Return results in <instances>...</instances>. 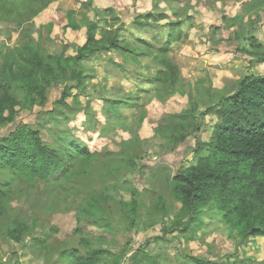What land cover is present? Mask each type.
<instances>
[{
	"label": "trees",
	"instance_id": "obj_1",
	"mask_svg": "<svg viewBox=\"0 0 264 264\" xmlns=\"http://www.w3.org/2000/svg\"><path fill=\"white\" fill-rule=\"evenodd\" d=\"M53 1L0 0V21L16 22L26 32L16 47L0 49V130L15 124L20 110L35 107L42 109L36 113L39 123L45 120L43 127L51 123L56 128L51 140L43 138L41 126L27 122L0 133V264H19V250L23 249L52 256V264H236L183 250L172 261L167 258L164 262L162 256L145 253L144 248L114 246L118 236L136 227L144 213L158 219L167 214V208L157 197L146 210L149 206L144 193L135 185L126 186L129 180H123L126 174L146 168L141 161L148 152V142L132 125H126L121 111L136 110L141 95L125 91L121 82L111 88L100 81L94 83L99 73L93 63H105V80L117 72L152 84L154 98L161 102L178 92L188 96V107L169 113L154 128V136L161 139V147L168 153L193 140L188 145L193 163L175 173L168 164H161L163 167L154 173L152 178L166 183L180 206L163 235L147 241L149 246L167 235L195 238L199 229L195 223L203 225L206 207L222 216L238 240L235 251L264 238V74L244 75L220 98L209 92L193 94L169 55L176 42L189 40L183 24L191 19V5L169 13L158 4L160 0L151 10L135 14L130 23L111 8L92 7L93 16L80 11V18L76 11H69L66 26H85V42L73 45V52L68 51L72 46L67 43L62 50L52 51L41 36L34 37L33 32L40 35L41 29L32 28V20ZM255 2L264 4V0ZM87 3L92 4V0ZM247 5L243 4V13L232 18L233 39L245 38L251 27L257 29L254 24L260 19L252 20L245 14ZM47 27L51 29L53 24ZM249 39L251 46L262 49L255 34ZM130 63L135 67H129ZM153 67H157L156 72ZM61 85V96L53 108L43 109L51 90ZM82 96L102 101L104 122L95 120L90 102L83 107ZM79 107L85 111L82 127L87 133L108 135L122 129L132 137L123 139L117 150L90 149L74 136V129L64 126H69ZM146 115V111L139 114L138 127ZM98 124H102L101 129ZM110 179L116 183L111 184ZM38 192L44 198L35 203L33 197ZM50 196L53 199L48 203ZM21 197L25 204L15 208L13 199ZM70 210L75 211L78 224L75 241L59 240L54 236L58 232L55 226L45 229V222L39 224L40 212ZM88 225L99 227L102 233H91ZM4 243L10 245L6 260Z\"/></svg>",
	"mask_w": 264,
	"mask_h": 264
},
{
	"label": "rangeland",
	"instance_id": "obj_2",
	"mask_svg": "<svg viewBox=\"0 0 264 264\" xmlns=\"http://www.w3.org/2000/svg\"><path fill=\"white\" fill-rule=\"evenodd\" d=\"M87 1L55 0L51 2L47 8L39 12L32 20V28L41 29L40 35L37 32H33L34 37L39 38L41 36L45 47L52 51L62 50V45L67 43L72 46L68 51L73 52V45H82L85 42L86 28L85 26H81L78 29L67 27V13L69 11H76V17L80 18V11H86L87 14L93 16L92 7H101L106 10L111 8L118 15L123 16L127 23H130L129 21L132 20L135 14L140 11L144 12V9L149 10L148 6L151 0H92V4H88ZM181 1L182 5L180 4ZM155 2L157 0H152V3ZM245 3H248L247 7L252 9L248 11V8L245 14H250L252 20L258 17L260 23L254 21L257 29L255 30L251 27L252 33L248 32L245 38L240 40L233 39L231 36L233 35L232 18L238 13H243L242 6ZM261 3H257L255 0H167L163 4L158 2L159 5H163L165 9L167 8L168 11L173 13L175 12L173 8L191 5V10L189 11L191 19L183 24V31L189 32V40L176 42L169 55L179 66L187 89L193 94L209 92L214 97L220 98L223 94L233 90L238 78L253 73L264 74V62H259L260 58L264 59V4L258 5ZM106 17L109 22L112 21L110 12H107ZM248 18V15L245 16V21ZM48 23L53 24L51 29L47 27ZM25 34L26 32L21 30L16 22L0 21V49L16 47L18 40ZM253 34H255V39L262 46V49L257 50L250 45L252 39H249V37ZM245 51L252 55L244 53ZM145 62L147 60H144ZM95 64L99 74L98 78L93 80L94 83L100 81L102 85L105 84L108 88H111L119 86L121 82L120 86L125 91L141 95V102L136 110L123 108L121 111L126 115V125H132L131 128L148 142V152L141 161L146 168L126 174L123 180H129L126 181V186L135 185L144 193L145 200L149 206L146 210L150 209L153 200L157 197H161L166 202L165 206L167 208V214L158 219L156 216H149L144 213L136 227L131 231L125 230L118 236L114 246L120 249L122 247L126 248L131 244L130 246L135 250L144 248L146 250L145 253L162 256L161 260L164 262L167 258L172 261L177 256L178 251L183 250L194 256H207L211 260L226 259L232 263L236 262V264H264V238L253 240L246 247H240L235 251L238 240L232 236L230 228L224 223L222 216L215 210L209 209V207H206L205 212L202 214L203 225L199 226L195 223V226L199 228L195 238L187 239L185 236H180L174 239V236L167 235L166 239L158 238L155 244L149 246L147 241L150 238L153 240L163 235L164 228L171 224V220L180 206L169 191L168 185L166 183L163 185L160 178H152L154 173L163 167L161 164H168L172 172L175 173L179 168L187 167L193 163L190 162L192 155L188 149V145H191L190 143H193V140L182 144L176 151L168 153L161 147V139L154 136V128L169 113L179 112L188 107V96L178 92L167 101L161 102L154 98L153 90L151 89L152 84L138 82L134 76H122L117 72L109 75L105 80L107 75L105 63L100 60L93 63V66ZM129 67L135 66L130 63ZM156 69L157 67L155 69L153 67L152 71L155 70L154 72H156ZM62 89L61 85L60 87L55 86L51 90L50 99L43 109L49 110L53 108L55 101L61 96ZM75 92L76 90H74ZM69 99L71 103L73 96ZM80 101L83 107L90 102V109L95 112V120L104 122V116L101 113L102 101L100 99L82 96ZM39 110L42 109L35 107L32 111L20 110L16 123L1 129L0 133L7 132L10 127H14L20 122H27L38 127L41 126L43 138L51 140L56 128L51 123L47 127H43L42 124L45 120L39 123L36 118V113ZM143 111H146L147 115L142 125L138 127V116ZM74 115L76 116L69 123V126L68 124H64V126L74 129V136L85 141L92 150H101L102 148L117 150L123 139L127 140L132 137L129 131L122 129L117 130L115 133L111 131L108 135H99L94 132L87 133L82 127V123L85 121L84 109L79 107V110ZM47 118H49V115L45 116V119ZM46 121L48 122V120ZM101 127L102 124H98V128L101 129ZM110 183L114 184L116 182H112L110 179ZM33 198L35 203H38L44 196L38 192L34 194ZM52 199V196H50L48 203ZM12 203L16 208L21 203L25 204V199L14 198ZM142 210H144L143 207ZM44 222L45 226L43 225V227L45 229H49L52 226L58 229L54 236L59 238V240L68 239L75 241L76 233L74 231L77 229L78 224L74 210L66 213L54 212L51 214L40 212L39 224ZM87 228L88 231L96 235L102 233L99 227L88 225ZM38 231H40V227ZM127 241H130V243L127 244ZM2 251H4L5 256L3 257L6 260L9 257L10 245L4 243ZM51 260L52 256L49 255L34 254L24 249L19 250V264H52ZM13 263H16V260Z\"/></svg>",
	"mask_w": 264,
	"mask_h": 264
},
{
	"label": "crops",
	"instance_id": "obj_3",
	"mask_svg": "<svg viewBox=\"0 0 264 264\" xmlns=\"http://www.w3.org/2000/svg\"><path fill=\"white\" fill-rule=\"evenodd\" d=\"M166 1H167V0H160L159 2H160V3L162 2V4H163V3H165ZM169 1H171V0H169ZM175 1H178V0H175ZM179 1H180V0H179ZM180 4H181V5L183 4L182 1L180 2ZM147 5H148V4H147ZM152 5H153V3H152V0H151L150 3H149V6H148V9H149V10H151V9L153 8ZM172 5H173V4H172ZM160 6H162L161 8H164L163 5L160 4ZM220 7H221V6H220ZM166 10L168 11L167 8H166ZM138 11H139V10H138ZM143 11H146V10L144 9ZM140 12H142V11H140ZM168 12L171 13V11H168ZM231 16H233V15H231ZM259 23H260V22H259ZM256 28H257V27H256ZM255 34H256V36H257V33H256V32H255ZM238 79H240V78H238ZM238 79H237V80H238Z\"/></svg>",
	"mask_w": 264,
	"mask_h": 264
}]
</instances>
